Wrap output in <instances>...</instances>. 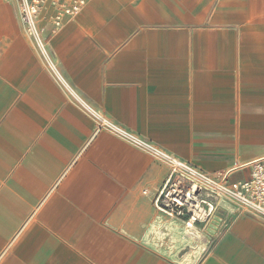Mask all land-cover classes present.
Instances as JSON below:
<instances>
[{
    "label": "crops",
    "instance_id": "1",
    "mask_svg": "<svg viewBox=\"0 0 264 264\" xmlns=\"http://www.w3.org/2000/svg\"><path fill=\"white\" fill-rule=\"evenodd\" d=\"M40 12L86 105L198 169L249 178L264 156V0H86L53 33ZM94 127L16 0H0V264H181L185 222L154 206L168 166ZM229 204L194 224L210 248L185 264H264V219Z\"/></svg>",
    "mask_w": 264,
    "mask_h": 264
},
{
    "label": "built area",
    "instance_id": "2",
    "mask_svg": "<svg viewBox=\"0 0 264 264\" xmlns=\"http://www.w3.org/2000/svg\"><path fill=\"white\" fill-rule=\"evenodd\" d=\"M16 3L24 32L33 41L55 81L60 87L73 94L94 120L95 127L92 135L99 131L110 133L168 166V174L154 197V206L157 211L183 222L207 224L210 218L216 217L219 209L227 210L224 203L228 202L232 205L233 211H245L264 219V156L251 163L248 179L229 181L226 175L216 176L198 169L109 120L102 113L86 105L74 93L57 70L48 51L45 29L40 28L37 19L42 8H52L49 30L53 33L74 18L86 5V0H16ZM218 222L222 225L224 219L219 217ZM210 236L211 234L207 235L208 240L202 249L203 252L210 248Z\"/></svg>",
    "mask_w": 264,
    "mask_h": 264
},
{
    "label": "rangeland",
    "instance_id": "3",
    "mask_svg": "<svg viewBox=\"0 0 264 264\" xmlns=\"http://www.w3.org/2000/svg\"><path fill=\"white\" fill-rule=\"evenodd\" d=\"M41 12H39V14H38V25L40 26V28L43 26V25H41V23L44 21V17H41ZM49 17H47V19H48ZM49 30V29H48ZM44 32H46V30L44 31ZM168 220H171V219H163V221L164 222H167ZM162 221V222H163ZM163 230V229H162ZM164 231V230H163ZM167 232V231H166ZM201 236H202V232H199V233H197V232H194V235H192V236H190V242L191 243H188L187 244V246H184L183 248H180L179 250H181V255L179 254V255H177L178 257H175V259L176 258H181V260L179 259L178 260V262L179 263H181V264H185L184 263V261H182V258H183V255L184 254H187V253H189V252H191V250L189 249V247H195V246H200V252L199 253H194V255L196 256V258H198L199 257V255L201 254V252H202V249H203V243H202V241H201ZM163 238H166L167 240H166V242H167V247H163L162 246V248H164V249H168V251H170V249H172V243H171V241H170V237H169V235L167 234V235H163L162 236V240L163 241H165V239H163ZM199 249V248H198ZM169 255H176V253H169Z\"/></svg>",
    "mask_w": 264,
    "mask_h": 264
},
{
    "label": "bare ground",
    "instance_id": "4",
    "mask_svg": "<svg viewBox=\"0 0 264 264\" xmlns=\"http://www.w3.org/2000/svg\"><path fill=\"white\" fill-rule=\"evenodd\" d=\"M225 205H228L229 203L228 202H225L224 203ZM230 205V204H229ZM228 208H229V210L231 211L232 209V207L231 206H228ZM183 225H184V232H185V235L187 236V237H189L190 238V236H192V235H194V232H197V233H199V231L195 228V226H194V224L191 222V221H188V222H185V223H183ZM156 232V231H155ZM147 234V233H146ZM145 234V235H146ZM176 235V234H175ZM147 236V235H146ZM172 236V235H171ZM148 237V236H147ZM148 239V238H147ZM182 240H183V238H182ZM181 241V240H180ZM176 243V242H175ZM175 247H176V245H175ZM200 249V248H199ZM198 249H196V251H197ZM178 253V252H177ZM196 253V252H195ZM188 255V254H187ZM196 260V259H195ZM193 261V260H192ZM185 262V261H184ZM195 262V261H194ZM194 264V263H193Z\"/></svg>",
    "mask_w": 264,
    "mask_h": 264
}]
</instances>
